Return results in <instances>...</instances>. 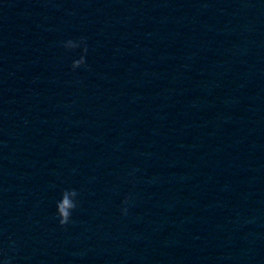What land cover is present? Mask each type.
<instances>
[{"label":"water","instance_id":"95a60500","mask_svg":"<svg viewBox=\"0 0 264 264\" xmlns=\"http://www.w3.org/2000/svg\"><path fill=\"white\" fill-rule=\"evenodd\" d=\"M6 256L264 264V0H0Z\"/></svg>","mask_w":264,"mask_h":264},{"label":"clouds","instance_id":"9594fccd","mask_svg":"<svg viewBox=\"0 0 264 264\" xmlns=\"http://www.w3.org/2000/svg\"><path fill=\"white\" fill-rule=\"evenodd\" d=\"M61 47L65 51L76 52L80 51L79 58L75 59L71 65L73 72L80 68L87 67V53L88 46L86 38L80 37L78 40H67L62 42ZM128 176L134 182L135 180V170L128 173ZM80 193L76 189H65L61 192L60 198L55 203V219L58 221V225L62 229H66L73 222V213L79 208ZM133 197L130 195L126 196L122 201L121 215L127 216L129 211V206L132 203ZM14 243V242H13ZM9 257H5V264H10Z\"/></svg>","mask_w":264,"mask_h":264}]
</instances>
